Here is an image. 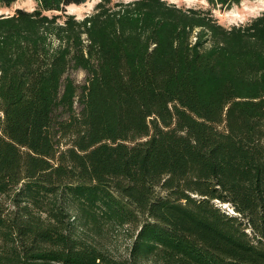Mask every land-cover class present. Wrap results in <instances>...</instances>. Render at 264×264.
I'll return each mask as SVG.
<instances>
[{
	"label": "trees",
	"instance_id": "16d2710c",
	"mask_svg": "<svg viewBox=\"0 0 264 264\" xmlns=\"http://www.w3.org/2000/svg\"><path fill=\"white\" fill-rule=\"evenodd\" d=\"M85 1L0 14V264H264V11Z\"/></svg>",
	"mask_w": 264,
	"mask_h": 264
},
{
	"label": "rangeland",
	"instance_id": "374dc122",
	"mask_svg": "<svg viewBox=\"0 0 264 264\" xmlns=\"http://www.w3.org/2000/svg\"><path fill=\"white\" fill-rule=\"evenodd\" d=\"M99 0H86L81 4H71L67 6L66 13L74 15L76 19H82L94 10V6ZM111 4L116 1H131V0H111ZM169 3L175 4L177 7L182 8H202L210 9L218 22L224 26L233 24L245 23L253 17L259 15L264 11V0H167ZM24 9L33 11L34 9H41L42 6L39 0H14L10 6L0 3V14L3 16H10L15 9ZM44 14L52 16L53 14L60 13L56 10L43 11ZM63 20V17L59 19ZM70 75L78 83H82L85 78V72L82 70L70 71ZM107 242L110 248L113 249L115 254L126 253V248L129 243V238L126 231L118 228L115 231H110L108 234Z\"/></svg>",
	"mask_w": 264,
	"mask_h": 264
},
{
	"label": "water",
	"instance_id": "95a60500",
	"mask_svg": "<svg viewBox=\"0 0 264 264\" xmlns=\"http://www.w3.org/2000/svg\"><path fill=\"white\" fill-rule=\"evenodd\" d=\"M223 207H227V209H228V211H229V212H231V213H234V214H235V212H234L232 209H230V208H229V206H227V205H224Z\"/></svg>",
	"mask_w": 264,
	"mask_h": 264
},
{
	"label": "bare ground",
	"instance_id": "6f19581e",
	"mask_svg": "<svg viewBox=\"0 0 264 264\" xmlns=\"http://www.w3.org/2000/svg\"><path fill=\"white\" fill-rule=\"evenodd\" d=\"M231 209V208H230Z\"/></svg>",
	"mask_w": 264,
	"mask_h": 264
}]
</instances>
